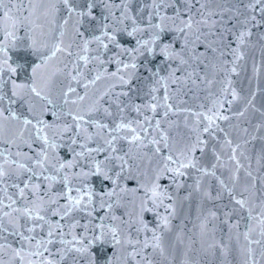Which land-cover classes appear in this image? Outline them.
I'll list each match as a JSON object with an SVG mask.
<instances>
[{"label": "snow or ice", "instance_id": "6c2138e0", "mask_svg": "<svg viewBox=\"0 0 264 264\" xmlns=\"http://www.w3.org/2000/svg\"><path fill=\"white\" fill-rule=\"evenodd\" d=\"M256 46L264 0H0V264H161L193 196L204 253L216 222L259 264Z\"/></svg>", "mask_w": 264, "mask_h": 264}, {"label": "water", "instance_id": "95a60500", "mask_svg": "<svg viewBox=\"0 0 264 264\" xmlns=\"http://www.w3.org/2000/svg\"><path fill=\"white\" fill-rule=\"evenodd\" d=\"M14 58H16L14 56ZM31 59V58H29ZM242 69L240 75L235 77V87L244 97H249L253 91H256L255 104L258 109L264 110V54H262L259 46L250 48L246 51L245 60L241 61ZM258 68V73L256 69ZM103 87V84H101ZM244 101L236 104L234 107L239 109L243 106ZM249 116L253 119V123L264 119L259 112H249ZM257 147H259L257 145ZM96 184L99 186L100 181ZM131 186V185H130ZM187 194L185 189H182L178 195L183 198ZM204 207L211 208V204H206ZM201 219L199 198L193 196L191 201L185 202L183 208L180 210L179 216L173 220L175 225L171 232L163 234L162 243L166 249L167 260L161 264H242V257L238 251L239 245L233 234L232 239H229L227 226L216 225L214 236L210 235L207 239V244L213 242L223 241L230 249L227 259L220 255L219 249L216 250L215 255H206L203 251L202 242L199 238V223ZM151 221V215L148 216ZM235 222V221H233ZM245 221L240 222V232H243ZM212 227V226H210ZM177 233L182 234V240L177 239ZM240 243H243L241 240ZM257 260L259 264H264V258H261L257 252Z\"/></svg>", "mask_w": 264, "mask_h": 264}]
</instances>
